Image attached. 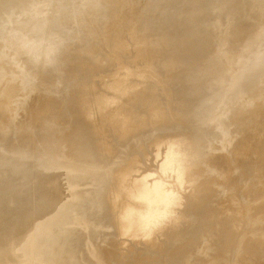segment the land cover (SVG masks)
Listing matches in <instances>:
<instances>
[{
  "label": "bare ground",
  "instance_id": "6f19581e",
  "mask_svg": "<svg viewBox=\"0 0 264 264\" xmlns=\"http://www.w3.org/2000/svg\"><path fill=\"white\" fill-rule=\"evenodd\" d=\"M217 1L0 0V103L6 104L20 97L25 106L29 96L41 93L42 87L52 84L63 86V94L38 98L41 101L33 107L34 112L31 114L33 122L27 131L19 134L16 143L0 136V185L9 182L11 173L20 167L26 168L41 157L43 163L40 165V173L44 176L40 178L41 195H48L50 201L59 196L54 203V214L60 216L68 228L75 231L80 228L77 237L94 235L101 228L99 221L104 225L118 222V236L120 234L128 245L137 244L151 250L156 246L159 236L170 233L184 222V218L179 215L170 226L167 224L169 213L165 210L154 215L161 199L176 194L179 197L189 195V199L185 197L183 201L184 207L197 206L200 214L208 211L210 200L215 197L209 183L218 178L214 171L210 172L211 167L221 164L229 149L222 151L218 159L210 160V167L198 169L193 177L188 178L187 172L198 166L208 152L215 150V147L210 146L207 153H199L196 148L222 137L233 138L229 144L231 147L241 134L248 135V140L264 137V122L255 128L249 122L256 119L257 106L232 110L225 118L227 124H222V128H209L210 119H220V115H214L217 113L215 111L229 99L220 92L222 83L225 85L234 78L228 75L231 70L223 71L219 68L221 63H229L230 59L225 60L216 52L230 42L238 47L247 40L248 46L244 53L233 58L230 67L233 66L238 74L247 59L261 61V66L253 68V71L239 73L241 80L238 82L241 84L253 82L256 85L264 75V0H254L255 8L251 12L231 13L232 10L225 26L214 22V32L210 33L208 20L211 19L208 15L213 14L211 5ZM125 4L131 5L133 15L122 12L121 8ZM161 19L163 21H159ZM112 20L119 27L115 39L118 41H113L108 31L103 32L102 38L107 49L104 53L114 55L115 60L109 65L104 64L103 60L101 64L99 50L103 48L93 42L100 35L102 26ZM130 22L136 23L138 29L125 37V40L135 42V46L134 51L127 56L129 63H124L122 54H118V42L123 36L124 26ZM171 31L174 34L169 37ZM257 47H261L259 51ZM200 53H203V58L195 62L193 59ZM134 57H138V66L144 68L135 82L130 81L132 72L137 69V65L130 62ZM240 61L241 64H238ZM31 67L33 71L30 73ZM158 69L164 72L180 71H176L178 75L160 85L157 90L146 87L148 75ZM110 71H113L109 75L112 77L103 90L92 92L82 99L84 101L80 110L73 116L75 128L68 130V127L58 125L65 116L53 106L59 100H66L62 97L66 95L68 87L76 84L71 101L65 109H74L77 104L75 95L83 97L87 85L78 84V80L89 79L95 74L102 79ZM194 72L198 75L193 78ZM157 100L160 102L157 103ZM3 107L0 109V121L7 112ZM171 107L178 110L173 116L169 111ZM145 113L146 117L143 118ZM184 119L187 120L188 128L177 133L175 128ZM168 121V130L156 132L148 138L150 144L158 149L157 163H160L159 171L167 175V185L176 180L178 182L173 193L163 190L157 184L145 187L149 177L137 180L131 188L126 187L125 177L136 165L135 158L118 164L111 168L108 176L101 177L98 162L105 155L113 154L108 146L111 138L126 140L142 132H150ZM196 121L203 122L200 129L191 128ZM229 124H240V127L234 131ZM39 126L45 130L32 137L31 132ZM84 128L87 132L82 135ZM54 135H58V141L49 149ZM263 149L264 141L257 150ZM254 159L256 156L250 153L245 162L251 163ZM7 160L12 162L6 164ZM6 167L10 169L5 171L8 169ZM250 171L248 167L242 174H249ZM221 173H217L220 178ZM229 187L228 181H224L218 186V192H228ZM32 200L31 196L25 198L21 206L28 205ZM91 210H98V215H91ZM3 212L1 208L0 214ZM263 215L264 206L258 208L252 225L264 223ZM49 220L46 219V222ZM19 223L16 222L14 227ZM212 230H206L209 236H215ZM182 239L183 236L178 237L172 248L180 244ZM246 239L243 246L244 240H234L227 226H224L225 245L217 242L216 246L236 245L237 253L242 255L241 260L235 264L264 262V250L258 254V248L264 244V233L252 234ZM248 252L256 254L248 256ZM217 253L212 257L214 263L223 258L220 251ZM185 255L184 251L183 257Z\"/></svg>",
  "mask_w": 264,
  "mask_h": 264
},
{
  "label": "rangeland",
  "instance_id": "374dc122",
  "mask_svg": "<svg viewBox=\"0 0 264 264\" xmlns=\"http://www.w3.org/2000/svg\"><path fill=\"white\" fill-rule=\"evenodd\" d=\"M210 3L212 0H208ZM211 12L209 14L210 21V33L213 31L214 22H218L217 25L225 26L228 17L234 12H251L255 8L254 0H221L213 3L211 5ZM122 12L126 15H133L134 10L131 5L125 4L121 8ZM233 10V12H231ZM238 10V11H237ZM80 12L77 14L80 15ZM217 12V13H215ZM231 12V13H230ZM260 18V17H259ZM259 18L257 20H259ZM163 21V19L159 20ZM117 22L112 20V22L106 23L100 29V35L96 38L95 42L99 43V58L102 59L101 64L104 60V64H111L114 59V55H107L104 53L106 51V43L103 41V32H109L112 36L113 41L117 39V32L119 27H116ZM249 28V27H248ZM138 29L136 23L130 22L124 26L123 36L118 42L120 52L122 54L121 59L124 63H129L127 61V56L134 50L135 42H130L125 40L127 34ZM249 30V29H248ZM247 32V31H246ZM86 34V33H85ZM174 32L171 31L169 37H171ZM50 33L48 37H50ZM210 37V36H209ZM91 43V44H93ZM145 45V44H143ZM75 46L77 44L75 43ZM248 46V41L245 40L238 47L228 43L223 49L216 52V55H220L225 60H229V63H221L219 68L223 71H228V75L231 77H236L237 70L234 67H230V63L234 61L233 58L240 56L244 53V50ZM263 45H261L262 47ZM261 47H257V50ZM2 56V51L0 50V57ZM203 58V53L197 55L195 62ZM192 60V61H193ZM242 66L241 72L246 73L253 71V68L260 67V60H254L250 58L247 59ZM138 57H134L131 63L137 65V69L132 72L130 81L139 79V74L144 71L143 67L138 66ZM242 61V60H241ZM241 61L238 64H241ZM231 63V64H232ZM164 67V66H162ZM230 67V68H229ZM164 69V68H163ZM163 69H158V71H151L148 75V81L146 87L151 89L159 88L160 85L166 84V82L173 80L180 70L173 72H164ZM233 69V74H232ZM33 68L29 69L31 73ZM239 71V70H238ZM235 72V73H234ZM239 72V73H241ZM104 78H98V74L91 76L89 79H79L78 84L84 83L86 85V90L84 96L75 95L76 106L74 109H65L68 107V102L71 101V97L75 91V85L73 84L66 90V95L64 99L59 100L54 104L53 108L60 113H63L65 118L59 121L57 124L61 127H68V130H72L76 126V121L73 119L75 112L80 110L83 104L82 100L86 95L90 93H99L103 90L106 83L111 79V73L109 72ZM237 74V79L231 78L230 81L226 82L225 85L222 83L220 92L228 97L227 102L221 103L219 109L216 110V115H220V119H210V129L222 128V124L225 123V118L229 113L234 111H239L242 108H253L257 106L256 116L254 121L250 120L252 128H255L257 124L264 122V75L257 81L256 85L253 82L240 83V74ZM233 76H232V75ZM193 78L198 75L194 72ZM240 77V78H239ZM234 79V80H233ZM251 81V80H249ZM235 88H234V87ZM238 86V88H237ZM63 86H58L57 84L47 85L41 88V93L32 94L29 96L28 103L24 106L18 97L17 99L11 100L6 104L0 103V109L6 108L7 112L0 121V136L5 139H9L12 142H17V137L19 134L28 130L30 124L33 122L32 113L33 107L37 106L41 100L49 97L53 94H63L61 88ZM233 89H232V88ZM238 90V91H237ZM64 92V93H65ZM165 92L162 93V96ZM178 94V93H174ZM42 99V100H43ZM79 99V100H78ZM157 103L160 101L157 100ZM114 106V104H112ZM179 108V107H178ZM109 110V109H108ZM107 111V110H106ZM173 116L177 110L175 107L169 109ZM146 113L143 115V118ZM186 121V122H185ZM236 123V122H235ZM169 121L167 124H162L160 127L153 128L150 132H142L137 136L129 137L126 140H117L116 138H111L109 140V148L113 151V154L105 155L98 162V166L101 168L100 175L102 178L108 176L107 174L111 168L116 167L118 164H122L129 159H136V165L125 177L126 187L134 186V183L141 178H148L145 187H152V185L157 184L163 188L165 191H171L173 193L178 184L177 180L171 182L167 185L165 180L167 175L159 171L160 163H157V153L158 149L150 144V138L148 136L169 129ZM203 122L196 121L191 128H201ZM234 131H238L237 128L240 124L230 125ZM188 128L187 120H180L178 128H175L177 133H181V129ZM45 130L42 126L35 127L31 132L32 137L36 134H40ZM87 129L84 128L82 135H85ZM207 133V132H206ZM248 135H242L234 142V146L231 147L230 142L233 140L228 137H222L216 139L214 142H210L204 147L196 148L197 152L207 153L210 146L215 147V150L207 153L204 159L198 163V166L187 172V177H193L194 174L198 172V169H204L210 167L208 162L210 160L218 159L226 149V156L222 163L216 164L211 167L212 171L215 172V176L218 177L211 181L210 187L214 191L215 197L210 200L208 211H204L201 214L197 211V206H186L182 205L183 201L189 199V195L183 196L175 195L169 196L167 199H161L159 205L156 206L154 215L159 214L162 211H168V221L167 224L172 225V221L177 216L181 215L184 218V222L172 229L170 233L164 234L162 237H158L156 240V246L153 250L140 247L137 244L128 245L127 241L118 236L117 231L119 230V223L113 222L108 224H102L100 222L101 228L95 231L94 235L85 234L82 237H77V232L66 226V222L62 220L60 216H55V200L49 199V196L41 195L40 184L41 179L44 176L40 173V165L43 163L41 157L37 159L35 163L29 164L26 168H19L16 172L11 173L10 180L8 183L0 185V209L2 208L5 212L0 214V264H235L241 260L242 253H237V246H222L221 248L216 246L219 242L225 245L224 240V226H227L234 240H239L242 238L245 241L247 236L252 234L264 233V223L260 225H252L254 219H256V213L259 207L264 206V149L257 150L260 144H263L264 137H257L253 140L247 139ZM58 139V135H54L52 138V145H49L51 149ZM58 141V140H57ZM193 149V148H192ZM253 153L256 156L254 162H245L247 156ZM22 157V156H20ZM22 159V158H21ZM222 160V159H221ZM12 162V161H9ZM8 160L6 162L9 163ZM11 165V164H9ZM212 165V164H210ZM251 171L249 174L243 175L242 173L247 168ZM5 171L10 168L6 167ZM222 172L221 178L217 173ZM4 175H7L3 172ZM210 174V173H209ZM159 180V181H158ZM189 180V179H188ZM224 181H228L230 184L229 191L218 192V186H220ZM161 183V184H160ZM216 191V192H215ZM31 196L33 200L28 205L21 206L23 200ZM255 196V200H254ZM258 196V198H257ZM56 197V196H55ZM178 200V202H176ZM79 210V209H78ZM98 210H91V215H98ZM213 212V213H212ZM264 216V215H263ZM50 218L48 223L46 219ZM20 221V225L14 227L16 222ZM46 223V224H44ZM44 225V226H43ZM61 232H58V229ZM209 229L214 230L215 236H209ZM212 230V231H213ZM211 231V232H212ZM120 232V231H118ZM114 234V235H113ZM183 239L180 244L172 248L177 243V238L181 237ZM36 237L37 240L34 241L33 238ZM197 240H196V239ZM233 242V241H231ZM236 242V241H234ZM238 243V242H236ZM264 243V239L263 242ZM178 247V248H177ZM264 244L258 248V254L263 253L262 251ZM184 251L186 255H184ZM218 251L223 258L219 262H212V257L217 255ZM256 254V252H248V256ZM182 257L185 262H183ZM264 259V257H263ZM262 259V261H263ZM258 264H264V262H258Z\"/></svg>",
  "mask_w": 264,
  "mask_h": 264
}]
</instances>
